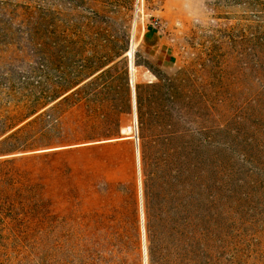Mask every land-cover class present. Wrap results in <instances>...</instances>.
<instances>
[{
    "label": "rangeland",
    "instance_id": "rangeland-1",
    "mask_svg": "<svg viewBox=\"0 0 264 264\" xmlns=\"http://www.w3.org/2000/svg\"><path fill=\"white\" fill-rule=\"evenodd\" d=\"M262 34L264 0H0V264H162L148 163L188 132L211 142L209 264H264ZM228 127L252 139L229 217Z\"/></svg>",
    "mask_w": 264,
    "mask_h": 264
},
{
    "label": "trees",
    "instance_id": "trees-1",
    "mask_svg": "<svg viewBox=\"0 0 264 264\" xmlns=\"http://www.w3.org/2000/svg\"><path fill=\"white\" fill-rule=\"evenodd\" d=\"M258 48L260 67L264 71V34L260 37ZM254 103L258 108L254 116L258 123L246 120L244 126L253 124L249 129L262 133L264 89ZM249 129H245L246 132L241 136H234L230 133L235 134V128L228 127V137L224 138L226 149L221 169L225 177L228 217L240 205L243 188L240 167L242 160L247 162L250 157L243 148L244 143L252 141L247 134ZM154 142L156 150L148 163L146 192L159 223L155 243L160 251V260L162 264H209L211 142L209 138L207 140L202 135L195 136L191 132L178 139L162 134ZM8 163L9 161L1 162L0 166ZM2 176L6 181L10 180L7 173L2 172Z\"/></svg>",
    "mask_w": 264,
    "mask_h": 264
},
{
    "label": "crops",
    "instance_id": "crops-1",
    "mask_svg": "<svg viewBox=\"0 0 264 264\" xmlns=\"http://www.w3.org/2000/svg\"><path fill=\"white\" fill-rule=\"evenodd\" d=\"M145 38L148 42V46L151 49L156 50V54H161L165 60L167 56L165 55L164 48L161 45V40L159 36L154 33V31H147Z\"/></svg>",
    "mask_w": 264,
    "mask_h": 264
},
{
    "label": "built area",
    "instance_id": "built-area-1",
    "mask_svg": "<svg viewBox=\"0 0 264 264\" xmlns=\"http://www.w3.org/2000/svg\"><path fill=\"white\" fill-rule=\"evenodd\" d=\"M151 28L156 34H164L166 32L167 24L161 20L155 19L151 23Z\"/></svg>",
    "mask_w": 264,
    "mask_h": 264
},
{
    "label": "bare ground",
    "instance_id": "bare-ground-1",
    "mask_svg": "<svg viewBox=\"0 0 264 264\" xmlns=\"http://www.w3.org/2000/svg\"><path fill=\"white\" fill-rule=\"evenodd\" d=\"M133 51V50H132ZM130 55V57L132 56L131 54H129ZM132 58V57H131ZM132 64V63H131ZM133 69V68H132ZM131 72H132V70H131ZM125 132L127 133V132H130V128H128L127 130H125Z\"/></svg>",
    "mask_w": 264,
    "mask_h": 264
}]
</instances>
